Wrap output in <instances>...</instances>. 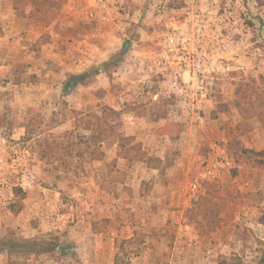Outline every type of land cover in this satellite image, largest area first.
Listing matches in <instances>:
<instances>
[{
    "label": "crops",
    "instance_id": "1",
    "mask_svg": "<svg viewBox=\"0 0 264 264\" xmlns=\"http://www.w3.org/2000/svg\"><path fill=\"white\" fill-rule=\"evenodd\" d=\"M59 1L61 6L49 12L52 17L38 20L31 19L27 12L18 14L13 0H0V70H8L13 63L22 61L30 64L34 75L30 80H9L2 87L8 89L5 95L8 98L0 99V113L6 107L12 112L10 122L19 127H14L9 138L13 143H25L28 152L22 156L21 165L35 177L34 186L25 192L23 207L17 214L5 207L3 212V205L13 201L14 196L11 186L6 184L1 188L0 238L11 229L26 239L56 241L51 252L60 257L56 259L50 252L43 251L14 260L3 250L0 264H64L67 254L60 255L57 251L63 244L68 245L82 264H113L120 241L138 234H143V242L130 257V264H221L220 257L228 262L222 264H231L232 259L243 264L257 263V260H247L251 251L241 248L233 230L240 221L248 224V229L259 226L250 220L251 216H244L247 215L245 207H241L242 213L239 210L234 216L220 218L216 229L209 233H203L183 216L192 196L187 189L188 182L183 183L182 179L186 176V181L190 180V175L198 168L192 149L197 138L190 128L183 129L172 139L162 133L151 135V126L164 123L163 117L148 119L149 124L145 117L135 116L134 124L126 123V134L133 135L143 149L160 158L163 165L170 156L165 146L173 144L179 155L174 160L168 159L162 176L160 168L138 160L130 163L118 156L116 143L110 147L102 143L103 157L92 159L85 166L89 171L85 185L91 203L89 210L74 198L81 188L79 185L67 188L50 176V172L60 170L38 157L32 147L37 136L24 138V126L30 123L33 110L39 111L44 121L57 119L59 100L64 101L70 111H79L95 103L93 89H103L102 99L107 105L120 109L119 103L111 102L114 95L110 85L126 83L130 77L129 58L148 59L153 55L184 12L183 7L168 8V0H108L105 6L95 8L94 18L88 20L72 11L65 0ZM201 8L209 17V53L220 62L217 90L222 101H230L241 76L264 77V0H202ZM136 9L138 13L132 14ZM91 21L93 26L87 24ZM131 25L136 29L129 36ZM42 34L45 36L36 54L30 45ZM124 39L130 48L127 53L122 52V60L110 76L101 71L95 74L93 84H78L62 95L69 74H79L91 64L107 60L115 52L114 46ZM125 91L122 89L117 97L127 96ZM211 98L209 94L205 101L208 109L217 102L216 98ZM230 111L234 112V120L240 118L235 108ZM73 120L74 117L58 119L53 123L54 129L58 132L70 129ZM251 123L263 127L256 119ZM0 140H4L1 134ZM258 142L261 140L256 139L254 144Z\"/></svg>",
    "mask_w": 264,
    "mask_h": 264
},
{
    "label": "rangeland",
    "instance_id": "2",
    "mask_svg": "<svg viewBox=\"0 0 264 264\" xmlns=\"http://www.w3.org/2000/svg\"><path fill=\"white\" fill-rule=\"evenodd\" d=\"M133 0H130L132 2ZM137 6V5H136ZM20 10L22 11L21 14L25 15L24 12H27L29 15V11L32 9V6L29 4L19 3ZM52 9H50L48 12L39 18H33L29 15L31 19H44V18H50L52 15L49 13ZM136 10H133L132 14H137ZM137 16V15H136ZM140 23V22H138ZM90 26H93V21L87 23ZM135 24V23H132ZM135 25H131L129 36H132L135 32ZM223 29V28H221ZM220 29V30H221ZM133 32V33H132ZM44 34L40 35L35 41H33L30 45V48L36 52L39 51L40 42L42 39H44ZM125 44L127 48H130V45L127 46V42L125 39L121 41L120 43L116 44L114 46L115 52L112 53L111 56L115 55L118 57L117 65H112L110 71H108V75H111V71L118 66L122 60V52L121 48L122 45ZM160 47V45H159ZM127 53V51H126ZM121 57V58H120ZM94 64H91L87 70ZM98 64V63H97ZM30 64L17 61L13 63L12 67L8 70H0V99H7L8 96H5L8 94V89H3L2 87H5L9 80L15 81L20 78L23 79H33L34 75L31 73ZM249 75H243L241 76L237 81L247 79ZM259 76V75H258ZM258 76H254L257 78ZM130 78V77H129ZM88 79L90 80L88 85L93 84V82L96 80L95 75H88ZM264 79V77H263ZM126 83L118 82L117 84L110 85V92L113 93V97L111 99V102L119 103L120 109H114L115 111L119 112L118 116H113L109 119L110 124H115L116 132L126 134V130H128L127 124L125 123V116L128 114H132L134 116H142L146 118V122L155 120L154 117L157 114H161L164 112V116L169 111V108L171 104L173 103V98L170 95V93L167 91L165 87H160L157 80L153 83L151 86V93L157 92L158 95L156 99H153L151 94L148 93H141L139 94H132V89L130 91V96H123V98H118L120 91L122 89L125 90ZM216 81L214 82L212 91L209 92L210 96L218 101V99L221 97L220 93L217 90ZM216 86V87H215ZM94 95H95V103L91 105H87L86 107L82 108L81 112L86 113L85 116H88L92 113L101 114V106L107 105L105 99H102L104 97V90L103 89H93ZM208 94V96H209ZM116 96V97H115ZM207 96V98H208ZM6 97V98H5ZM115 97V98H114ZM59 107H58V115L57 119H49L47 121H44L43 115L36 110H33V113L30 118V123L25 125V131L26 136L36 135L37 137L32 142V147L36 149V140L39 138H43L46 136H54V137H61L66 132L72 131V134L69 135V139L73 140L74 142L77 141V134L86 133L88 134L87 130L82 129L81 126H75L79 119L81 117L74 114L72 111H70L66 105V103L62 100H59ZM217 103V102H216ZM216 104L212 105L211 109H208V106L205 107L204 114L206 115L207 122L206 125L202 128H195L191 129L194 130L195 135L197 138L194 141V146L192 149L194 150V154L196 155V158L194 159L197 165V170L193 171V175H190L191 179L186 181V176L182 179L183 183L188 182L187 186L190 184L191 181L197 180L201 187L203 188L204 184L207 183H213L219 194L220 198L224 201L225 205L221 208L219 212L220 218L225 219V216H234V214H237L241 207H245L244 212L247 211V215L244 216H251L250 220L252 222H256L259 224V226H256L255 229H248L243 224H235L234 225V234L239 239V244L241 248H246L251 251L250 254H248L247 260L259 262V260L262 258L263 251H264V239H261V236H264V126L260 127L259 125H253L251 123V129L245 133V134H238L235 131V126L239 122V119H235L236 117L233 116L234 112L230 111L229 113L225 114V116H216L215 118L211 117V111L215 108ZM110 107V106H109ZM12 115V112L6 107L2 113H0V134L4 137L5 140L8 142H12L10 140L9 135L14 133V126L10 119ZM74 117L72 128L65 129L63 131L58 132L56 129H54V121H58V119L61 120H67ZM228 120H225V118H228ZM149 119V120H148ZM237 120L235 123L234 121ZM136 122V117H135ZM234 122V123H233ZM156 123V122H155ZM165 123H171V124H178L181 128V131L183 129H186L182 124L180 123H174V122H166L164 120V123L162 124H154L151 126V135H154L155 133H159V128L165 124ZM149 126V125H148ZM18 129V128H17ZM20 129V128H19ZM257 132V134H256ZM161 134V133H160ZM254 134L257 135V137L254 136ZM221 135L225 138H221ZM133 136V135H131ZM179 136V135H178ZM134 137V136H133ZM257 140H261V142H258L257 144H254V142ZM135 140V138H134ZM212 140H218L221 144H224L229 152V155L231 157V164L228 166V168L224 169L223 175L220 179L216 180H208L205 179L202 174L204 172V165L205 160L207 158V153L209 151V144ZM136 141V140H135ZM139 142V141H136ZM102 143H104L107 147H110L113 143L117 144L116 141V135L112 134L107 136L105 139H103L99 143V147L102 150ZM18 144L20 147H25L27 150V146L24 142L18 141ZM258 145V146H257ZM81 146L83 145H74L72 146V156L68 158L70 165L67 169L63 168L57 161H52L51 163L48 162V164H51L53 169L60 170V172H50V176L54 177L56 181L63 182L67 188L72 187L73 185H79L81 190H87L88 187H86V183L89 181L88 179V173L89 171H86L85 166L89 163L90 160L95 159L92 158L89 151L84 150ZM142 146V144H141ZM165 152H168L170 156H168V159L174 160L179 155V150L176 146L173 144L165 146ZM143 149V147H142ZM37 150V149H36ZM148 154L149 150L143 149ZM83 151V153H81ZM118 151V146H117ZM26 155V153L24 154ZM150 155V154H148ZM154 156V155H151ZM122 157V156H121ZM126 159V158H125ZM168 159H165V165L168 161ZM42 160V159H41ZM128 161V160H127ZM136 161V160H133ZM139 161V160H138ZM46 162V161H45ZM132 163V161H128ZM47 163V162H46ZM112 165H114L112 163ZM165 165L162 164V162H152L150 166L160 168L159 172L163 176L164 175V169ZM9 186V185H8ZM10 187V186H9ZM11 188V187H10ZM204 191V188H203ZM199 193L198 195L202 194ZM192 197V199L197 198ZM11 202V201H10ZM191 203V201H190ZM8 204V203H7ZM7 204L3 205V212L7 209ZM191 204L187 207V209L184 211L183 216H185L186 220L196 226L197 229L201 230L203 227V223L201 218L196 215L191 209ZM4 207L6 209H4ZM243 210V209H242ZM240 213V214H241ZM238 214V215H240ZM242 215V214H241ZM240 215V216H241ZM243 216V215H242ZM52 239V238H51ZM134 245L128 247V257H129V263H130V257L133 256L136 249L133 247ZM14 260L15 258L19 260H23L25 255H12ZM20 256V257H19ZM22 256V257H21ZM238 258V257H237ZM221 264L228 263L225 261L224 257H220ZM64 264H78L73 257V253L67 254V258H63ZM80 262V261H79ZM234 262V261H233ZM232 262V263H233ZM256 264V263H255Z\"/></svg>",
    "mask_w": 264,
    "mask_h": 264
},
{
    "label": "built area",
    "instance_id": "3",
    "mask_svg": "<svg viewBox=\"0 0 264 264\" xmlns=\"http://www.w3.org/2000/svg\"><path fill=\"white\" fill-rule=\"evenodd\" d=\"M202 0H183V16L179 23L163 38L159 49L148 59L129 58L126 85L127 96L148 93L156 99L158 93H151V86L157 80L173 98L169 111L164 116L166 122L180 123L185 128H202L206 125L205 101L212 91L220 62L210 55L211 33L208 16L201 8ZM72 11L88 20L94 18L95 8L105 6L108 0H65ZM222 30V29H221ZM126 64V66H127ZM129 93V94H128ZM130 96V95H129ZM125 123H135V116H125ZM19 144L0 140V190L6 184L18 187L23 192L34 186V174L21 165L22 156L27 153ZM231 164V157L224 144L212 140L205 160L202 176L208 180L220 179L224 169ZM192 197L201 193V184L193 180L187 186ZM76 198L85 210L91 208L86 190L76 191ZM249 226L244 222H239Z\"/></svg>",
    "mask_w": 264,
    "mask_h": 264
},
{
    "label": "trees",
    "instance_id": "4",
    "mask_svg": "<svg viewBox=\"0 0 264 264\" xmlns=\"http://www.w3.org/2000/svg\"><path fill=\"white\" fill-rule=\"evenodd\" d=\"M20 2L32 6L29 15L33 18H39L50 9H57L61 6L59 0H13V8L18 14L22 13L19 7ZM166 6L168 8H181L184 5L183 0H168ZM117 62L118 57L113 55L107 60L91 66L89 70H85L79 74H69L64 81L62 95L69 93L78 84L87 85L90 82L88 75H95L101 71L108 74L112 65H117ZM17 81L19 80H15V82ZM232 108H235L240 115V120L235 127L238 134H245L251 129L252 119H256L264 126V79L262 75H259L257 78L248 76L247 79L238 81L235 86L234 98L230 101H222L221 98H219L210 115L215 118L218 113H228ZM71 111L81 117L75 126H81L82 129L88 131V134H77L76 142L69 139V135L72 134V131L66 132L61 137L46 136L37 139L36 151L40 159L47 163H51L55 160L59 165L67 169L70 165L68 158L73 155L72 146L74 145H83L81 147L89 151L92 158L101 159L103 157V151L100 149L99 143L107 136L115 134L118 156H122L128 161H143L147 165H151L152 162H161L160 158L148 155L146 151L142 149L141 143L136 142L133 136L116 132L115 124H110V121L107 119L118 116L119 112L111 107L102 105L101 114L92 113L88 116H85L86 113L81 111ZM163 115L164 112L157 114L154 119L157 120L162 118ZM158 131L159 133L167 134L172 139H175L180 134L181 128L178 124L165 123ZM24 138L27 139L30 137L25 136ZM81 153H83V151ZM203 188V193L191 200L190 209L201 218L203 223L201 231L203 233H209L214 231L218 226L220 220L219 212L225 203L220 198V194L213 183L206 182ZM12 193L14 200L7 204V209L12 214H17L23 207L22 199L25 196V192L21 191L18 187H12ZM142 242L143 234H138L127 240H121L113 264H130L127 252L128 247L134 245L133 247L137 249ZM56 245V241L52 242L44 239L23 238L11 229L7 231L4 237L0 238V251L6 250L9 255H28L47 251L56 257V259H59L60 257L58 255L55 256V254H53L54 252H51L55 249ZM57 251L60 255H66L71 252L68 245L64 244L63 246L61 245ZM73 257L78 264H82L75 257L74 253ZM230 263L243 264L236 259H232ZM256 264H264V251L262 258Z\"/></svg>",
    "mask_w": 264,
    "mask_h": 264
},
{
    "label": "water",
    "instance_id": "5",
    "mask_svg": "<svg viewBox=\"0 0 264 264\" xmlns=\"http://www.w3.org/2000/svg\"><path fill=\"white\" fill-rule=\"evenodd\" d=\"M126 50H127V47H126L125 44H123V45H122V48H121V52H124V51H126Z\"/></svg>",
    "mask_w": 264,
    "mask_h": 264
}]
</instances>
